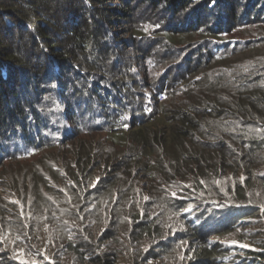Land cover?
<instances>
[{"label": "trees", "instance_id": "1", "mask_svg": "<svg viewBox=\"0 0 264 264\" xmlns=\"http://www.w3.org/2000/svg\"><path fill=\"white\" fill-rule=\"evenodd\" d=\"M90 1L0 0V166L50 148L77 149L83 137L106 132L123 143L104 152L94 144L74 151L73 168L71 158H62L75 199H122L134 190L136 173L149 176L157 194L158 177L168 184L174 173L193 181L191 190L182 187L193 199L184 205L170 197L162 208L182 215L194 204L204 207L202 201L225 205L234 195L223 180L232 160L264 152V0H118L116 9ZM141 9L161 19V28L140 27ZM126 17L133 27L129 39L120 30ZM246 33L253 40L240 38ZM142 40L143 49L136 46ZM135 56L148 73L149 94L128 80ZM95 162H105L115 176L87 192ZM250 215L231 206L213 216L214 227ZM134 229L152 227L139 219ZM96 255L91 260L104 264Z\"/></svg>", "mask_w": 264, "mask_h": 264}, {"label": "rangeland", "instance_id": "2", "mask_svg": "<svg viewBox=\"0 0 264 264\" xmlns=\"http://www.w3.org/2000/svg\"><path fill=\"white\" fill-rule=\"evenodd\" d=\"M90 2L96 8L116 9L120 4L118 0ZM137 14L136 22H144L139 24L140 27L154 23L161 28L162 20L151 15L149 10L141 9ZM162 16L167 18V14ZM128 23L126 17L120 29L125 33L123 39H129L128 31L133 29ZM114 31H119V27L115 26ZM244 35L240 38L253 40L250 34ZM56 43L58 47L62 40ZM73 44L72 41L71 46ZM143 44L145 40L136 46L143 49ZM160 47V44L155 46L151 57L158 55L156 52H160ZM115 49L120 51V46ZM129 50L137 53L136 47L130 46ZM163 51L165 53V48ZM74 57L81 63L83 56L80 52H76ZM119 59L113 60L112 66ZM132 62H135L134 69L128 80H136L141 92L149 94V76L143 72L140 56H135ZM77 65L81 67V64ZM116 65L121 68V65ZM164 100V96L159 97L160 103ZM144 101L143 98L139 100L141 103ZM82 139L86 140L77 149H73L71 144L60 150L50 148L31 159L0 166V264H95L91 259L97 257L96 251L104 264H264V152L257 153L254 158L249 152L246 155L242 153L243 156L237 154L232 160L223 180L230 182L234 195L225 200V205L223 202L217 206L216 200L202 201L200 203L204 207L194 204L178 215L167 207L162 208L163 203L171 197L188 205L193 198L182 187L191 190L194 184L190 178L187 181L174 178V173L172 177L170 175L168 184L164 182L166 177H158L157 194L151 178L136 173L132 186L136 192L132 190L122 199H118L116 194L113 201L88 195L75 199V195L69 192L72 186L67 179L70 170L65 171L67 164L62 158H71L70 168H73L75 160L71 154L74 151L91 149L94 144L95 147L103 146L101 152H104L123 143V139H115L106 132ZM97 164L92 165L95 171L90 186L84 191H94L115 176L105 162ZM226 187L221 185L223 190ZM231 206H238L248 213L250 209L251 215L242 223L232 218L224 228L214 227L218 218L213 216L222 214ZM208 207L220 209V213H213L214 209L208 212ZM139 219L147 222L152 230H135L134 225ZM78 250L86 253L83 254L86 259L83 263L79 262Z\"/></svg>", "mask_w": 264, "mask_h": 264}, {"label": "built area", "instance_id": "3", "mask_svg": "<svg viewBox=\"0 0 264 264\" xmlns=\"http://www.w3.org/2000/svg\"><path fill=\"white\" fill-rule=\"evenodd\" d=\"M161 97H163V96H161Z\"/></svg>", "mask_w": 264, "mask_h": 264}]
</instances>
